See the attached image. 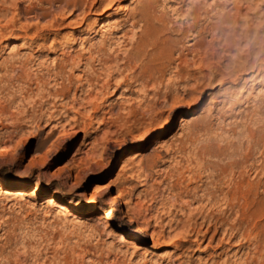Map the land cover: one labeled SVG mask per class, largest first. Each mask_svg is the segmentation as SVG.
Wrapping results in <instances>:
<instances>
[{"label": "rangeland", "instance_id": "rangeland-1", "mask_svg": "<svg viewBox=\"0 0 264 264\" xmlns=\"http://www.w3.org/2000/svg\"><path fill=\"white\" fill-rule=\"evenodd\" d=\"M144 1L117 0L106 12L97 5L88 15L89 25L80 24L77 12L66 17L46 42L55 40L58 49L48 56L40 50L42 39L26 48L22 38L11 34L29 15L1 29L0 156L7 159H0V264H168L169 259L175 264H264V55H248L252 37L232 51L217 49L219 37H226L211 26L219 9L205 12L215 0H148L151 21L175 29L166 36L180 39L178 32H185L172 60L161 65L156 103L139 102L132 88L116 85V77L94 103L80 105V97L64 111L33 83L41 75L39 68L14 64L32 54L38 61L48 57L51 67L53 57L63 59V50L95 44L103 29L105 37L119 35L113 21L138 16ZM20 5L37 7L40 2L21 0ZM190 25L194 30L188 31ZM221 25L227 33L231 24ZM257 25H264V16ZM203 26L210 28L204 44L179 60L181 47L191 49ZM257 39H264V32ZM120 49L113 55L123 57L129 46ZM214 49L224 58L212 57ZM50 106L55 113L50 120H33ZM173 106L178 108L171 111ZM236 184L241 197L235 204L224 201L222 195L231 199ZM205 185L217 190L209 204L193 200ZM49 197L72 213L48 206ZM180 207H203L196 217L207 214L222 223L214 239L210 232L200 246L191 241L182 255L175 248L184 240L175 234L181 228L164 225L174 217L187 219ZM119 233L125 238H118ZM158 237L166 244L154 249Z\"/></svg>", "mask_w": 264, "mask_h": 264}, {"label": "bare ground", "instance_id": "bare-ground-1", "mask_svg": "<svg viewBox=\"0 0 264 264\" xmlns=\"http://www.w3.org/2000/svg\"><path fill=\"white\" fill-rule=\"evenodd\" d=\"M40 2V6L34 7L28 5L27 7H22L21 0L15 3L5 5L6 2L0 3V31L4 28H9L14 26V24L21 18L30 17L25 19V23L21 24L20 27L11 30V34H14L17 38H22L25 42L26 48L34 45L36 46L37 40L42 39L44 44L40 47L42 52H46L47 56L52 51H58L56 48L55 40H52L50 45H47V41L52 35V31L57 29L64 21V19L75 12L76 17L80 19V24H90V19L88 17L89 13L96 11L95 8H102V12H106L116 6L117 0H37ZM148 0L144 1V6L140 10L138 16L129 17H119L113 21V29L115 32L122 31L119 35H113L112 37H105V29L102 30L100 38L95 44L89 45L87 49L82 48L79 51H64L62 52L63 59L60 62L56 61L53 57L52 65L46 64L48 57L44 60L38 61L34 55L24 54L23 57H18L14 59V64L18 66L27 65L33 63L36 69L39 68L41 75L35 78L33 82L36 88L46 97L55 100L52 106H61V110L66 109L69 102L75 103L78 98L81 97L80 105L85 103L92 104L95 100H98L100 96H103L108 89L112 86V80L119 77L116 85L119 87L122 85H127V89L131 90V93H137L139 95V102L145 103L149 101H154L156 103V94L158 88L162 84L161 77L164 73L161 69V65L164 61L172 60V54L176 51V46L180 44V39L185 35L183 29L178 32V36L181 38H171L166 36V33H173L175 29L173 27H165V25H156L150 14V6L148 5ZM229 5H232L230 8ZM149 6V7H148ZM264 0H215L213 5H210L205 12H210L215 9H219L216 14L217 22L212 24V28L217 31L219 35L225 34L226 37L220 41L213 39L212 45H220L223 52H229L239 47L240 42L243 40H248L252 37L253 40H248L247 53L251 55L255 52L256 57L264 55V39L258 40L259 35L264 32V25L258 26L257 23L264 16ZM13 11L10 12V9ZM197 7H195L192 12H195ZM122 11L126 12L129 10L128 7L121 8ZM175 13H178V9H173ZM8 14H12L8 18ZM120 15V13H117ZM124 16V14L122 13ZM121 15V16H122ZM111 14H107L106 17H111ZM32 19V20H31ZM46 19V20H45ZM156 19V18H155ZM42 20H45L42 22ZM92 22V21H91ZM242 22V24H240ZM222 23L231 24L230 29L228 28L227 33L225 32ZM256 23L255 31H252L253 24ZM107 24V23H104ZM103 25L102 27H104ZM130 27V28H129ZM136 28V29H134ZM195 25H190L188 31L194 30ZM95 28L91 29L92 32L96 31ZM209 26H203L197 31L196 41L190 43L189 46H182L177 58L182 59V56L187 53H192L201 48L204 44V33L209 30ZM238 29H241L237 34ZM25 31L24 35L18 33ZM29 31H33L31 35H28ZM104 31V32H103ZM132 35L129 36V32ZM98 32V31H97ZM59 36V33L56 34ZM29 38V39H28ZM261 48V50L256 51V45ZM128 45L129 49L125 50L124 56L113 55L114 52L120 51L122 46ZM62 48V47H61ZM212 57H222L225 55H219L214 49L212 52ZM50 58V57H49ZM38 61V62H37ZM99 68H96V66ZM106 66H108L106 68ZM13 66V64L10 66ZM58 70L55 71V69ZM258 68V67H256ZM78 70L81 71L80 75H74L71 71ZM259 72L261 68L257 69ZM129 72V73H128ZM102 83L99 85V82ZM47 86L49 87L47 88ZM51 86L55 88H51ZM80 92L78 96L77 92ZM153 92L150 95V92ZM72 92V93H71ZM70 93L73 97L70 99ZM59 100H65L64 103L57 105ZM87 100V101H86ZM178 108L173 106L171 111ZM52 107L46 109L44 114H40L38 117H33V120L37 122H46L48 119L53 117L55 114L51 110ZM60 110V111H61ZM63 111V112H64ZM60 113L56 114L58 116ZM33 116V115H31ZM55 117V116H54ZM60 118V117H59ZM58 119V118H57ZM78 120V118H77ZM29 122H32L30 119ZM1 160L7 159L6 155L0 156ZM224 169H222L223 171ZM146 183H144L145 185ZM239 184L235 186V193L232 194L231 199L228 195L224 193L222 199L226 202L232 200L235 204L238 198L241 197L242 192L237 190ZM202 191V195L193 197L196 202L206 201L207 204L213 202L216 198V188L211 190L210 187L205 185ZM222 191V190H221ZM220 191V193H221ZM205 203V204H206ZM48 206L57 207L59 210L63 211L65 215L72 213L71 209L58 201L54 197H49L47 201ZM175 205V204H172ZM203 207H197L193 209H187L185 207H180L179 211L186 215L187 219L173 218L169 219L164 225L169 228H181L176 236H180L184 239L181 243L176 244L175 248L180 252V255L188 252V244L191 245V241L200 246V244L206 239L207 235L212 232L211 239H214L216 235L220 232L219 229L222 228V223L212 222L209 216L206 214L203 217L200 214ZM187 210H189L188 213ZM239 211V206L237 207V212ZM168 215L172 214L171 210L166 212ZM109 218V215H107ZM201 219L198 222V219ZM130 222L133 221L132 217L128 218ZM141 228H147L141 227ZM202 228H206L202 231ZM239 229V226L237 227ZM225 229L222 230V234ZM155 235V233H154ZM120 239H124L125 236L121 233L116 235ZM191 237H194L192 240ZM223 240V239H221ZM166 244L164 238L161 240L154 238L152 247L154 249H159L161 245ZM220 246V244L217 246ZM223 251L219 253L221 256ZM175 260L169 259L168 264H175Z\"/></svg>", "mask_w": 264, "mask_h": 264}]
</instances>
